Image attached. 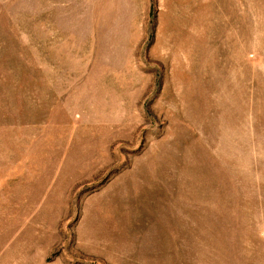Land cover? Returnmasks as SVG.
Masks as SVG:
<instances>
[{"label":"rangeland","instance_id":"374dc122","mask_svg":"<svg viewBox=\"0 0 264 264\" xmlns=\"http://www.w3.org/2000/svg\"><path fill=\"white\" fill-rule=\"evenodd\" d=\"M0 264H264V0H0Z\"/></svg>","mask_w":264,"mask_h":264}]
</instances>
